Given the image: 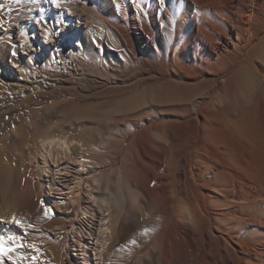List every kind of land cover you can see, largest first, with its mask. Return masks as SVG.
Wrapping results in <instances>:
<instances>
[{"label": "bare ground", "instance_id": "1", "mask_svg": "<svg viewBox=\"0 0 264 264\" xmlns=\"http://www.w3.org/2000/svg\"><path fill=\"white\" fill-rule=\"evenodd\" d=\"M263 2L0 0V62L20 69L9 83L34 75L65 86L53 89L52 121L34 124L35 152L44 164L71 154L78 163L71 202L60 206L36 194L20 203L28 187L21 199L23 184L1 180L17 226L32 235L98 215L103 264H264V108L255 130L260 118L244 110L239 87L230 90L247 64L256 69ZM100 78L120 90L124 110L113 154L92 162L101 139L88 140L85 126L108 104L86 103L96 99L86 86ZM35 249L7 250L0 264H75L64 241L61 250Z\"/></svg>", "mask_w": 264, "mask_h": 264}, {"label": "rangeland", "instance_id": "2", "mask_svg": "<svg viewBox=\"0 0 264 264\" xmlns=\"http://www.w3.org/2000/svg\"><path fill=\"white\" fill-rule=\"evenodd\" d=\"M76 3L78 4L79 2L76 1ZM15 8H17V6L12 2L9 6L8 12L3 13V15L9 20L15 19V15L17 14ZM260 8L262 9V11L260 9L261 12H259V14L261 13V17L259 18V21L255 22L256 26L254 34L256 36L258 35L255 38H259V36L261 37L259 38L260 40L255 39L253 41L256 43L252 42V45H254L255 48H258L250 58L254 61L256 72L251 70L248 66L249 64H247V69L243 74H238V78L232 80L230 90L233 89L232 91H235L237 87L240 88L241 92L239 94H243L244 97V110L247 111L250 106V108L255 110L256 117L260 118L256 121L257 124L255 123L252 127H254L255 130L258 129L261 131L263 128V117L261 114L262 108H264V5ZM0 27H3L2 24H0ZM0 39L2 40L3 38L0 37ZM3 63L4 62H0V144L6 152H4L5 155L0 154V249L33 250L36 248L35 250H61L62 241H64L69 250V255L74 260L75 264H103V261H101L102 256H100V254L104 251L100 250V243H97L98 225L100 223L98 215H94L95 217H90V215L86 217L78 216L76 218L77 220L75 219L74 224L62 222L55 228L49 227L46 229L47 231L44 230L40 233L38 232L28 235V233L24 232L17 226L18 221L15 215L17 212H13L16 210L8 208L11 205L10 201L12 200L10 199H12V197H10L9 193H6L4 196L2 191L5 189L1 186V180L7 178L10 185L16 182L21 185L23 184L22 187L24 186V188H22V191H20L21 194L19 193L20 195H18V197L22 199L21 195L25 192L27 195H22L26 198L24 197L25 199L23 198L20 203L29 201L34 194L46 199L50 205L56 204L57 206H60L64 202L70 203L71 196L69 195L72 193L71 189H73V183L76 182L74 178L78 176V172L76 173V170H78V163L69 158H73V155L71 154L69 157L62 156V159L60 160H54V156L51 155V158L53 159L48 158V161L44 164L41 160V156L35 152V148L39 146L38 137L40 132L35 131L34 124L36 125L38 122L41 123L44 120L45 122H49V120L52 121L51 118L46 117L47 114L50 113L48 105L52 101L51 97L53 89L57 88L59 92H62L65 86L55 84L56 78L54 77H43L42 79L35 77V79L34 75L31 77L27 76L29 78L25 76L17 77L14 81L16 83L11 84L8 80L15 77V72L17 73L20 69H18L15 64ZM3 66L6 68L8 67L13 76H9V78L6 77L3 72ZM76 68L79 70L82 69L81 66H76ZM205 80L210 83L217 80V78L212 75H206ZM95 82V84H90L86 87L90 92H94L96 99L93 100L90 97L86 99L85 102L98 103L101 101L103 103L106 102L108 105H106L107 107L104 106L97 110L94 114L95 118L89 122L90 124L88 123L87 126H85L86 136H88L87 139H90V137L95 138L96 136V138L101 139L98 147H91L92 155L94 156L92 162L95 161V155L97 154L100 155L102 159H108L113 154L115 149L114 141L120 127V114H122L124 110V103L120 98L118 99V97H115L119 94L120 90L116 88H106V86L100 85V83H105L102 78L95 80ZM184 83L189 84L190 82L189 80H185ZM114 90L115 93H118L115 94ZM233 93L234 92H231L230 94L232 95ZM78 102L80 103V101ZM36 111H39V116L36 114ZM175 122L178 123L181 122V120L177 119ZM157 123V121H154L151 124H148L147 127L154 126ZM43 131L44 130H42V132ZM255 138L258 137L255 135ZM133 139L134 136L132 135L128 139V142ZM77 145V143L73 142L70 147H75ZM69 152L70 150H68V153ZM120 163L119 159L116 160L111 167L105 168V172H109L111 169L117 170ZM39 168L43 169H41L42 172ZM44 169L47 171H44ZM20 174L24 176L22 177ZM52 181L54 184H52ZM68 182L70 183L68 184ZM29 183H33L36 186L35 192H32L31 195L29 194V192L31 193V190H29ZM26 186L28 189H25ZM18 197L17 199L21 200ZM32 247L34 248L32 249ZM84 249L87 251V255L84 252ZM85 255L88 257L89 263L85 262V259L87 258Z\"/></svg>", "mask_w": 264, "mask_h": 264}, {"label": "snow or ice", "instance_id": "3", "mask_svg": "<svg viewBox=\"0 0 264 264\" xmlns=\"http://www.w3.org/2000/svg\"><path fill=\"white\" fill-rule=\"evenodd\" d=\"M7 250L5 249H0V255L6 254Z\"/></svg>", "mask_w": 264, "mask_h": 264}]
</instances>
